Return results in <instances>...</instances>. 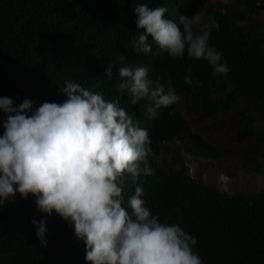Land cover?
<instances>
[{
    "label": "trees",
    "instance_id": "16d2710c",
    "mask_svg": "<svg viewBox=\"0 0 264 264\" xmlns=\"http://www.w3.org/2000/svg\"><path fill=\"white\" fill-rule=\"evenodd\" d=\"M134 1L164 6L166 18L177 22L180 12L199 15L209 2ZM234 2L236 9L225 14L206 8L220 27L219 32L212 30L209 45L223 53L230 68L222 76L213 74L206 61L187 54L172 59L137 53L126 40L135 31L129 7L121 0H0V97L17 105L29 99L34 108L46 101L62 103L66 97L59 87L73 80L106 100L119 98L151 139L149 163L155 175L143 184L146 207L161 222L178 223L196 237L193 250L202 264H264V192L236 195L218 190L191 177L188 165L174 157L171 173L154 167L151 159L160 147L173 142L185 154L202 159L218 161L222 155L191 128L176 105L159 109L155 119L140 105H131L130 97L117 90L118 57L125 56V65L147 66L154 84L171 81L205 116L234 111L238 129L264 148V124L255 120L264 117V22L244 25L247 16L264 15V6L251 0ZM111 62L116 66L108 80L104 75ZM3 119L0 113V135ZM242 159L257 176L264 173L257 157L243 154ZM134 187L126 188L125 199L134 194ZM15 199L14 204L0 205V264H87L85 244L75 237L73 226L55 212L40 213L31 196ZM33 218L47 221L46 247L36 236Z\"/></svg>",
    "mask_w": 264,
    "mask_h": 264
},
{
    "label": "clouds",
    "instance_id": "9594fccd",
    "mask_svg": "<svg viewBox=\"0 0 264 264\" xmlns=\"http://www.w3.org/2000/svg\"><path fill=\"white\" fill-rule=\"evenodd\" d=\"M121 4L129 7L135 34H128L126 40L137 53L166 54L172 59L187 54L206 61L213 74L228 75L223 53L209 45L212 30H220L211 17L206 30L197 32L199 15L180 12L177 22L166 18L164 6L134 0ZM211 7L221 14L236 9L234 0L230 11ZM125 59L118 57L117 90L130 97L131 105H140L148 118L155 119L159 109L179 102L171 81L154 84L147 66L125 65ZM115 66V62L107 66L108 80ZM59 92L66 97L62 103L46 101L37 108L29 99L17 105L0 97L4 115L0 205L14 204L17 195L24 200L33 197L40 213L55 212L74 227L75 237L85 244L87 264H202L193 250L196 237L178 223L161 222L146 207L143 184L155 175L149 163L153 153L148 130L121 106L119 98L106 100L73 80H66ZM183 155L207 160L184 151ZM130 185L135 186L134 194L125 199ZM31 223L46 247L47 221L33 218Z\"/></svg>",
    "mask_w": 264,
    "mask_h": 264
},
{
    "label": "rangeland",
    "instance_id": "374dc122",
    "mask_svg": "<svg viewBox=\"0 0 264 264\" xmlns=\"http://www.w3.org/2000/svg\"><path fill=\"white\" fill-rule=\"evenodd\" d=\"M251 1L264 6V0ZM210 4L222 12L233 9V0H211ZM206 6L199 14L201 22L194 29L197 32L206 30L205 25L210 22ZM260 22H264L263 14L247 16L244 25ZM175 93L179 97V102L175 105L182 116L195 132L221 152L222 159L212 161L184 156L181 145L173 142L161 148L158 156L152 159L153 166L171 173L175 166L170 159L174 157L188 164L191 177L218 190L236 195L264 192V173L257 176L242 159L243 154L257 157L264 170V148L258 145L253 136L238 129L235 112L208 117L198 107L190 104L185 91L176 90ZM255 120L257 124H264L263 116L257 115Z\"/></svg>",
    "mask_w": 264,
    "mask_h": 264
},
{
    "label": "bare ground",
    "instance_id": "6f19581e",
    "mask_svg": "<svg viewBox=\"0 0 264 264\" xmlns=\"http://www.w3.org/2000/svg\"><path fill=\"white\" fill-rule=\"evenodd\" d=\"M153 158H154V157H153ZM153 158H152V159H153ZM152 159H151V162H152Z\"/></svg>",
    "mask_w": 264,
    "mask_h": 264
}]
</instances>
